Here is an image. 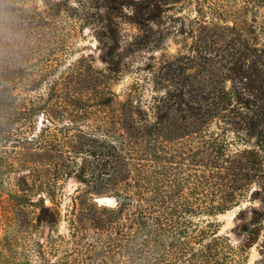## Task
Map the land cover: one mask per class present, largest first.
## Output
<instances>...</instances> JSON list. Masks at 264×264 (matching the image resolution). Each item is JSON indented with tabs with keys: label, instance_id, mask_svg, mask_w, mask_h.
Segmentation results:
<instances>
[{
	"label": "trees",
	"instance_id": "obj_1",
	"mask_svg": "<svg viewBox=\"0 0 264 264\" xmlns=\"http://www.w3.org/2000/svg\"><path fill=\"white\" fill-rule=\"evenodd\" d=\"M160 10L154 0L6 6L1 158L27 171L19 197L35 225L56 235L49 246L37 242L38 264H247L264 216L239 211L235 242L216 216L248 194L264 205V18L257 31L235 17L221 28L230 32L225 44L204 27L173 59L135 65L138 53L161 48L152 29ZM124 25L136 32L124 33ZM85 29L102 66L91 54L70 58ZM147 81L157 92L149 99ZM239 141L245 148L229 153ZM70 178L79 185L61 213Z\"/></svg>",
	"mask_w": 264,
	"mask_h": 264
},
{
	"label": "rangeland",
	"instance_id": "obj_2",
	"mask_svg": "<svg viewBox=\"0 0 264 264\" xmlns=\"http://www.w3.org/2000/svg\"><path fill=\"white\" fill-rule=\"evenodd\" d=\"M154 1L160 6L161 12L159 11L156 23L152 24V29L155 32L153 39L154 42L158 39L160 40L159 47L161 48L155 51H146L145 49V51L135 55L134 58L132 57L134 60L133 63L135 65L142 64V67L156 62L152 61L150 57L156 58L155 60L162 58V55H164L163 59L175 57L179 48L183 44H190V35L201 38L205 34V28H213L214 39H216V37L218 38V34L224 35L225 40L219 41L220 43L225 44L230 37V32L224 31L221 28L232 26L235 17H243L248 24H253L257 31L260 29V23L264 18V6L258 7L256 5L260 4V2H255V4H253L250 0ZM262 3L264 4V2ZM251 4H253L254 9H251ZM123 31L130 35L136 32V28L124 25ZM154 42H152V44ZM0 43V57L7 60L6 57L10 54V51L8 49V41L5 35L0 40ZM96 46V40L93 37L92 31H90V29H85L80 38L75 42L70 58L75 59L81 53H84V55L91 54L95 57L96 63L99 66H102V62L98 59L99 52L96 49ZM145 75L146 71L141 72L142 77ZM160 75L162 74L160 73ZM147 77H149V75H147ZM130 81L131 77L127 75L122 84L124 83L126 85ZM122 84L120 83L117 86V91L121 90ZM145 88V99H149L150 96L157 94V92L153 90L151 81L146 82ZM212 129L220 131L213 125L211 127V130ZM229 136H232L233 138L232 132L229 133ZM253 141L254 140L251 139L250 144L253 143ZM9 144L10 143L7 145ZM243 148H245L244 143L239 141V143L236 142L231 144L228 152H234L236 149ZM4 149L5 148L0 146V264H38L42 261V257L36 253V251H38L37 242L42 243L44 246H49L50 244H47L49 235L53 238H55L56 235L53 232H50L45 225H35L32 213L33 210L22 203L16 186L19 178L24 176L27 171H17L7 163L3 164L1 152H3ZM78 185L79 183L73 178L67 179L63 183L60 195L61 213L64 212L66 205L70 203V198L74 195L75 189ZM254 188L255 187H252L251 191ZM248 196L249 194L247 195V198L242 200L238 205L233 206L224 211V213L216 216L221 224V232H228L229 237L234 242L237 241L238 238L232 230L239 222V220L236 219V215L239 211L245 210L248 219L252 216H264V205H262L261 201L258 198L249 200ZM32 199L33 201L37 200V195L32 196ZM98 203L100 202L98 201ZM45 204L47 206L50 205L47 200H45ZM100 204L113 205L114 200L111 198L107 203ZM252 210H254L257 215H254ZM231 212H233V215H231ZM66 232L64 224L61 223L58 233L65 234ZM45 249L46 251H49L47 247ZM263 257L264 226L262 227L258 241L252 245L249 251L247 264H264ZM48 258L54 260L53 256H49Z\"/></svg>",
	"mask_w": 264,
	"mask_h": 264
},
{
	"label": "clouds",
	"instance_id": "obj_3",
	"mask_svg": "<svg viewBox=\"0 0 264 264\" xmlns=\"http://www.w3.org/2000/svg\"><path fill=\"white\" fill-rule=\"evenodd\" d=\"M9 0H0V39L3 38L5 34V24L7 21L8 13L6 11V6Z\"/></svg>",
	"mask_w": 264,
	"mask_h": 264
},
{
	"label": "bare ground",
	"instance_id": "obj_4",
	"mask_svg": "<svg viewBox=\"0 0 264 264\" xmlns=\"http://www.w3.org/2000/svg\"><path fill=\"white\" fill-rule=\"evenodd\" d=\"M99 200H102L103 201V198H101V199H99ZM107 201H109V198H105V201H103V202H107ZM234 211V210H233ZM229 214H230V212H229ZM231 215H233V212H231ZM229 217H231V216H229Z\"/></svg>",
	"mask_w": 264,
	"mask_h": 264
},
{
	"label": "water",
	"instance_id": "obj_5",
	"mask_svg": "<svg viewBox=\"0 0 264 264\" xmlns=\"http://www.w3.org/2000/svg\"><path fill=\"white\" fill-rule=\"evenodd\" d=\"M97 201H99L100 203H107V202H103V201H105V198H103V201L99 200V199H97Z\"/></svg>",
	"mask_w": 264,
	"mask_h": 264
}]
</instances>
